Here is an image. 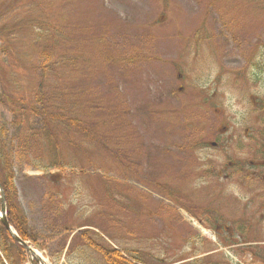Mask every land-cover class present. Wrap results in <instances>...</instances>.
Segmentation results:
<instances>
[{"label":"rangeland","instance_id":"1","mask_svg":"<svg viewBox=\"0 0 264 264\" xmlns=\"http://www.w3.org/2000/svg\"><path fill=\"white\" fill-rule=\"evenodd\" d=\"M1 24L19 30L0 33V138L49 264L62 248L67 264H106L85 238L148 263L194 258L215 249L196 229L213 219L223 228L214 240L225 237L237 245L226 250L232 258L250 261L234 252L256 254L264 240L263 178L199 185L197 155L179 170L164 164L171 150L184 160L192 138L212 140L220 125L243 145L242 161L264 159V0H0ZM20 100L39 110L21 115ZM44 106L80 118L58 134L61 161L77 166L64 174L21 157L33 133L41 142ZM214 156L215 169L233 157Z\"/></svg>","mask_w":264,"mask_h":264},{"label":"trees","instance_id":"2","mask_svg":"<svg viewBox=\"0 0 264 264\" xmlns=\"http://www.w3.org/2000/svg\"><path fill=\"white\" fill-rule=\"evenodd\" d=\"M1 28H5L3 24H1ZM15 28L16 27L5 30L4 33L10 35L13 32L19 30V28ZM4 33L2 32V34ZM8 44L7 47H5V51L10 49ZM135 60L137 61L136 58ZM64 93H66L65 90ZM20 101L23 102V104L20 103ZM20 101L17 103L16 112L20 111L22 113L21 115H26V112L34 113L36 110H39L35 105H31L30 108L25 109V101ZM46 101H41V103H45ZM49 111L50 109L48 106L42 107L39 111V118H41L45 123L44 130L39 132L41 142H38L37 135L33 133L31 136L32 143L28 146L25 145V151L22 153V156L25 157L29 164L40 170H48L51 167L63 169L60 157V141L57 139L58 134L62 133L63 128L70 120L75 121L72 124V127H77L80 125V118L68 117L64 116L62 113H53ZM197 145L198 144H196L195 147H197ZM12 154L13 151L10 148L8 150V148L2 144L0 138V182L6 194L8 204V218L11 225L16 229L21 238L28 240L31 238V236L29 235L27 229V219L17 204V188L15 185V175L12 167ZM98 250L102 256H104L108 264H132L129 263L122 256V254L116 250H106L104 248H100ZM0 252L7 260L8 264H24L26 260L24 249L15 243L1 223ZM0 264H5L1 255ZM260 264H264V259L262 262H260Z\"/></svg>","mask_w":264,"mask_h":264},{"label":"flooded vegetation","instance_id":"3","mask_svg":"<svg viewBox=\"0 0 264 264\" xmlns=\"http://www.w3.org/2000/svg\"><path fill=\"white\" fill-rule=\"evenodd\" d=\"M227 130L226 127H223L222 131H217V136H216V140L212 141V142H208V144L214 148H217L218 150H221V145L223 141H225V134L227 133ZM226 131V132H225ZM232 136H229V138H231ZM252 165H255L253 162H251ZM262 166H263V170H264V161L261 162ZM230 166L229 167H226L227 170H230L232 176L234 175V173H238L240 172L241 170H243L244 168L238 163V164H235L234 163H230L229 164ZM258 171H253L251 174L252 175H258ZM218 176H221V172L218 171ZM264 176V175H263ZM226 178L230 177V174H226L225 175Z\"/></svg>","mask_w":264,"mask_h":264},{"label":"water","instance_id":"4","mask_svg":"<svg viewBox=\"0 0 264 264\" xmlns=\"http://www.w3.org/2000/svg\"><path fill=\"white\" fill-rule=\"evenodd\" d=\"M1 188V186H0ZM1 193H2V222L3 224L10 230V232L12 233V230H11V227L7 221V218H6V204H5V197H4V193L2 191V188H1ZM13 234V233H12ZM18 242H21L23 245H25L24 242H22L20 239H18L14 234L12 235Z\"/></svg>","mask_w":264,"mask_h":264},{"label":"bare ground","instance_id":"5","mask_svg":"<svg viewBox=\"0 0 264 264\" xmlns=\"http://www.w3.org/2000/svg\"><path fill=\"white\" fill-rule=\"evenodd\" d=\"M38 253H39V252H36V251H33V252H32L33 255L36 254V255L40 256ZM43 259H44V260L42 261L41 264H48V263H47L48 261H47L45 258H43Z\"/></svg>","mask_w":264,"mask_h":264}]
</instances>
